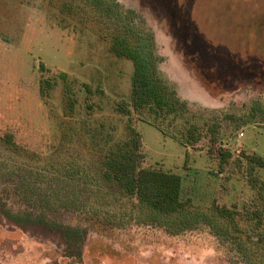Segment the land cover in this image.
Masks as SVG:
<instances>
[{"label": "rangeland", "instance_id": "1", "mask_svg": "<svg viewBox=\"0 0 264 264\" xmlns=\"http://www.w3.org/2000/svg\"><path fill=\"white\" fill-rule=\"evenodd\" d=\"M115 1L153 33L159 69L183 99L234 112L264 99V0ZM66 2L73 13L65 12ZM78 3L95 14L84 0H0V264H246L205 227L170 235L129 220L126 197L112 200L96 155L126 136L127 118L113 105L129 93L134 64L108 50L115 17L82 27ZM41 78L53 81L45 95ZM68 95L76 98L73 112L65 106ZM135 128L151 163L181 173L183 199L235 204L244 213L254 207L251 201L264 206L244 160L241 170L230 162L218 173L206 149L184 145L182 131L166 119L149 116ZM228 129L224 146L233 157L254 151L264 158L262 123ZM5 131L14 133L19 151L3 145ZM20 170L42 191H23ZM254 174L264 182V166ZM76 179L96 191L82 197L92 203L101 196L93 201L97 209L117 210L115 222L125 227L105 223L89 205L86 212L64 202ZM262 222L264 232V215Z\"/></svg>", "mask_w": 264, "mask_h": 264}, {"label": "trees", "instance_id": "2", "mask_svg": "<svg viewBox=\"0 0 264 264\" xmlns=\"http://www.w3.org/2000/svg\"><path fill=\"white\" fill-rule=\"evenodd\" d=\"M68 1L72 3L75 0ZM84 1L95 8V14L89 16L85 11L87 5L83 7L78 3L81 6L79 19L82 27L98 26L105 23L108 16L115 17L120 24L117 25L114 20L113 27H108V50L117 57L132 60L134 64L129 93L113 105L115 112L127 118L126 136L100 149L96 155L100 178L112 191V200L118 201V198L126 197L127 202L131 203V207L127 209L128 219L131 218L136 224L159 227L170 235L205 227L220 242L228 243L230 249L246 264H264V206L251 201L254 207L250 212L244 213L235 204L227 206L213 202L209 206H198L183 199L181 173L164 168L161 164L151 163L146 158L143 138L135 128L137 120H147L149 116L166 119L168 124L175 125L182 131L184 145L206 149L210 161L217 163L218 173L230 162L241 170L244 160L249 184L257 189L258 194H261V201H264V182H260L259 174L253 175L257 167L264 166V158L254 151H243L233 157L231 148L224 146V136L228 128H238L247 121L264 125V99L253 98L249 104H243L239 112L212 111L183 99L162 75L158 66L162 57L156 52L153 33L143 25L142 19L137 21L134 11L120 8L115 0L113 5L108 0ZM67 3L65 12L73 13L75 9ZM40 67L44 68L41 65ZM59 76L63 80L67 79L65 73H59ZM82 85L87 92L91 90L87 82ZM52 86L53 81L50 78H41L40 94L45 95ZM65 99V106L73 112L76 98L68 95ZM1 142L10 150L19 151L12 131H5L1 135ZM22 171L20 170L21 189L33 195L39 192L41 188L36 185L32 174ZM56 179L58 182L63 181L60 177ZM71 184L74 194L71 198L64 199V202L77 209L81 205L86 212L91 208L90 212L94 211L95 215L102 214L104 222L110 226L125 227L124 222H115L117 210L103 213L97 209L93 201H97V198L102 200L101 196L95 197L92 203L87 200L89 198L82 197L85 190L93 193L96 191L81 187L77 179ZM42 200L44 201V197ZM260 204L263 205L262 202ZM244 220L252 223L243 226Z\"/></svg>", "mask_w": 264, "mask_h": 264}]
</instances>
